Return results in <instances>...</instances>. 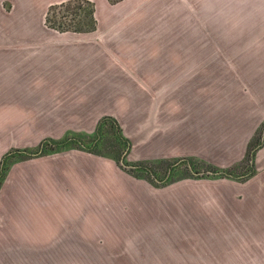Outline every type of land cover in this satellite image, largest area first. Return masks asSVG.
I'll list each match as a JSON object with an SVG mask.
<instances>
[{"label":"rangeland","instance_id":"rangeland-1","mask_svg":"<svg viewBox=\"0 0 264 264\" xmlns=\"http://www.w3.org/2000/svg\"><path fill=\"white\" fill-rule=\"evenodd\" d=\"M249 1L241 7L233 0H154L151 6L140 8L137 14L143 17L133 24L131 38L117 40L115 47L106 45L123 51L126 48L118 46H131L133 53L90 50L84 60L95 68L91 70L95 77L83 87L70 88L69 98L74 102H50L55 90L48 85L49 78L43 85L28 87L40 68L49 65L50 50L42 49L38 40L28 39L25 42L32 43L25 49L21 46L10 49L16 51L12 55H0L1 65H11L16 82L26 83L8 87L0 79V160L4 155H18L5 174L8 178L12 173L15 180L11 191H18L17 177L35 159L49 176L55 162L42 161L58 158L57 190H63L69 196L67 202L74 205L72 214L58 216L62 222L57 232H41L40 243L33 221L27 224L31 230L11 232L16 239L5 238L7 232L2 235L0 229V264H264V162L254 177L244 181L195 176L187 166L185 173L191 177L155 186L121 168L118 155L111 158L82 146L25 159L17 152L35 151L45 139L86 129L90 140L100 119L109 114H117L122 133L136 134L150 113L151 89L157 87L147 82L168 77L169 84L160 87L167 95L163 118L185 117L171 145L203 153L215 142L223 144L226 136L211 135V129L203 128L199 135L198 121L209 115L210 96L216 94L222 100L227 88L236 89L241 63L264 46L258 1ZM153 65L160 70H149ZM61 90L66 94L68 88ZM168 104L174 108L171 116L166 114ZM134 145L127 155L129 164L152 161L149 156L163 143ZM72 149L77 162L67 156ZM213 153V158H221V151ZM179 157L192 156L162 158L168 162L160 169L166 171ZM194 158L204 162L197 171L236 163ZM151 178L160 184L159 177ZM21 187L23 191L24 184Z\"/></svg>","mask_w":264,"mask_h":264},{"label":"crops","instance_id":"crops-1","mask_svg":"<svg viewBox=\"0 0 264 264\" xmlns=\"http://www.w3.org/2000/svg\"><path fill=\"white\" fill-rule=\"evenodd\" d=\"M61 1L65 0H0V50L3 49L0 55H12L21 46H23L22 49H25L26 45L32 43L30 41L25 42L28 39L38 40L37 43L41 45L42 49L48 48L50 50L49 65L41 67V72L38 75H34L30 79L33 81L27 85L28 87L40 86L43 85L44 80L49 78L50 82L48 85L52 90H55L49 97V101L67 103L74 102L73 98H69V95L72 96L70 88L83 87L91 81V77H95L91 75V70H95V68H91V65L84 60V56L89 54L90 50L97 54L107 52L109 54L133 53L132 50H129L133 49L131 46H118V48H126L123 51V49L117 50V48L113 47L109 49L106 45L115 47V45H118L117 40L121 43L123 38L125 40L131 38L129 33L135 30L133 24L141 22L143 17L137 12L140 8L151 6L154 0H119L115 3H111L109 0H91L95 5L97 26L94 31L88 33L58 32L45 25L44 18L48 6ZM233 1H235V5L241 7L250 3L249 0ZM257 1V14L261 23L264 22V0ZM261 33H263L261 37L263 35L264 38V29ZM134 53L137 52L134 51ZM152 53L150 52V54ZM254 54L241 63V78L239 82L234 84L236 89L227 88L222 100L216 94V96L211 95L209 115L198 117L199 135L203 133L204 128L213 130L214 132H210L211 135L216 136L220 133L226 136L223 144L215 142L214 146L211 145V149L208 150L209 154H207L208 151L202 153L197 150H191L187 152L185 148L180 150L178 147H174L175 144L171 145L170 139L177 134L179 136L180 128L178 127L185 117L181 116V118L178 117L174 120L173 117L163 118L164 100L167 95L161 93L160 87L167 86L170 82V77L157 81L152 76V79H156V82H147V86L157 87L151 89L152 107L148 110L150 113L144 125L148 128V131L145 138L139 141L140 143L144 141L147 147L153 146L155 142L162 141V147H157L155 152L149 156L151 160L183 155L199 157L211 162L223 160H226L224 162H238L243 158L250 139L257 128L264 123V46L259 47ZM226 65H229L228 61L225 63V67ZM10 66L9 63L4 65L0 63V79L2 82L6 80L8 87L26 86L25 82H16L17 79L12 75L14 72H10ZM164 67L165 64H162V68ZM228 69L226 72L227 81L230 79V69ZM149 70L160 69L153 65L149 67ZM42 72H45L43 73L44 75ZM17 76L19 80L20 75ZM62 88H68L66 94H63ZM82 100L84 101V99ZM167 110L169 112L166 114L170 115L174 108H171L168 104ZM73 111L75 113L78 112L75 108ZM107 116L118 119L117 114H109ZM117 123L121 128L120 122ZM176 124L178 126H174ZM174 128L177 130L173 132L172 129ZM215 128H219L220 131L223 130L217 132L218 130ZM86 130L82 132L76 131L77 138L87 136L89 131ZM170 130L172 131L170 132ZM122 134L126 138L134 135H127L124 131ZM134 146L132 145L129 148L128 154L132 153V147ZM215 150L221 151L220 159L219 157L213 158ZM75 152L76 150L74 149L68 150L69 154L67 156L72 158L71 162L78 161L74 159ZM65 153L62 152V155ZM58 160V158H55L42 161L55 162V166L50 167L49 176L44 174L45 171L37 164L40 163L38 159L33 161L32 166L30 165L26 169L23 168V174L17 177L18 191H11L12 188H15L13 185L15 180H13L12 173L8 178L4 179L0 189V229L2 235L7 232V236H4L5 238L16 239L14 235H10L11 232L14 234L16 229L22 230L24 233L31 230L27 224L33 221V231L38 232L36 236L40 243L43 237L41 233L43 230H55L57 232L56 226L62 222L58 218L59 215L72 214L70 209L74 205L67 202L69 196L63 194V190H57L56 173H58ZM255 161L264 162V144L257 149ZM18 166L20 168L21 165L18 164ZM61 173L65 174V171L60 170ZM63 176L68 178V175ZM22 184H24L23 191H21ZM26 184L27 186H25ZM16 193L17 197L15 196ZM31 200H33L32 205ZM16 225L18 226L16 227ZM23 238H25V235Z\"/></svg>","mask_w":264,"mask_h":264},{"label":"trees","instance_id":"trees-1","mask_svg":"<svg viewBox=\"0 0 264 264\" xmlns=\"http://www.w3.org/2000/svg\"><path fill=\"white\" fill-rule=\"evenodd\" d=\"M117 1L119 0H109V2L111 3H115ZM44 23L47 27L54 29L58 32H77V33L92 32L96 29L97 26V21L95 18L94 2L91 0H65L58 3H53L49 5L47 8L44 18ZM263 129H264V123H262L253 134L252 138L248 143L247 150L243 158L240 161L234 163L232 166L224 169L231 172L234 175L233 177H227V178L244 181L257 173V170L256 171L254 170L250 174H247L251 168L252 161L254 159L255 148L260 143ZM69 134H70L69 136L60 139H52V138L45 139L40 143L39 147L35 151H30V150L27 151L22 149L20 151L17 150V152L21 154L22 159H25L33 155L49 154L52 152L59 151L61 149L72 148L73 146L81 147L76 143V141H78L77 134L76 133H69ZM94 135L99 136L97 141H94L92 139L87 141L86 140L82 141L81 139L80 141L85 145H90V147L87 150L92 151L96 154L99 155L101 154L111 158H117L118 155V157L120 158L122 153L127 149L128 140L122 134L119 124L111 116L106 115L100 119ZM17 157L18 155H13L12 157L8 155H4L0 160V186L5 178V174L8 170L9 162L12 161L13 159H16ZM185 159L186 161H182L178 165L172 167V170L168 176H166V174L171 165L164 172L160 169L164 163L168 162L166 159H162V160L157 159L152 161H145V162L141 161L138 163H134L135 165H139L143 167V169H124V168L123 169L135 177L144 178L148 180L151 184L155 186H159V185L169 184L171 182L186 177H191V175L185 173V168L187 167V161L192 165V167L195 170H198L200 168L199 166L204 165L203 164L204 162H202L199 159H195L194 157L191 158L189 157ZM145 168L150 169L153 172V174L159 178H160V174L163 175L159 179L160 184L156 180L151 178L150 173L145 171ZM210 169H218V168H210ZM240 175H244V176L240 177Z\"/></svg>","mask_w":264,"mask_h":264},{"label":"water","instance_id":"water-1","mask_svg":"<svg viewBox=\"0 0 264 264\" xmlns=\"http://www.w3.org/2000/svg\"><path fill=\"white\" fill-rule=\"evenodd\" d=\"M152 116V115H150ZM147 131H148V128L146 126H143L139 129V131L134 134L133 136H129L127 137V149L124 151V153L121 155L119 161H118V165L121 166L122 168L124 169H143V167L139 166V165H135V164H129L127 162H125V158H127V154L129 153V148L138 143L139 141L143 140L147 134ZM77 140L80 142L81 146L84 147V148H89L90 145H85L84 143H82L80 141V138H77ZM264 144V130L262 132V136H261V140H260V143L256 146L255 150H257L258 148H260L262 145ZM256 155V153H255ZM255 155H254V159L252 161V165H251V168L249 170V172L247 174H250L252 171H256L258 170L261 166H262V163L260 162H256L255 161ZM182 161H186L185 158H180L179 160H177L175 163H173L168 171H167V174L166 176L169 175V173L171 172L172 170V167L178 165L180 162ZM187 166H189L190 170H192V173L195 175V176H200V177H203V176H217V177H221V178H227V177H233L234 175L227 171V170H224V169H207V170H200V171H197L195 170L192 165L187 161ZM145 171L149 172L150 175H154L153 172L148 169V168H145ZM244 175H240V177H243ZM159 181V180H158Z\"/></svg>","mask_w":264,"mask_h":264},{"label":"flooded vegetation","instance_id":"flooded-vegetation-1","mask_svg":"<svg viewBox=\"0 0 264 264\" xmlns=\"http://www.w3.org/2000/svg\"><path fill=\"white\" fill-rule=\"evenodd\" d=\"M97 135H98V134H97ZM97 135H96V136L94 135L93 138H91V139H92V140L94 139V141L98 140L99 136H97ZM94 137H95V138H94ZM87 138H88V137H87ZM81 139H82V141H83V140H86V141H87L86 136H83L82 138H80V140H81ZM94 141H93V142H94ZM76 143H77L78 145L81 146V144H80L79 141H76ZM128 150H129V149H128ZM123 153H124V152H123ZM123 153H122V154H123ZM124 160H125V162L127 161L126 158H125ZM127 163H128V162H127ZM133 164H134V163H133Z\"/></svg>","mask_w":264,"mask_h":264}]
</instances>
